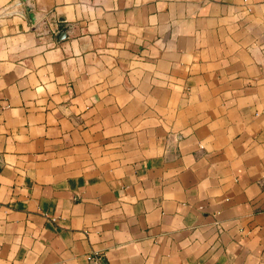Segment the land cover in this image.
<instances>
[{
  "label": "crops",
  "instance_id": "obj_1",
  "mask_svg": "<svg viewBox=\"0 0 264 264\" xmlns=\"http://www.w3.org/2000/svg\"><path fill=\"white\" fill-rule=\"evenodd\" d=\"M90 253L264 264V0H0V264Z\"/></svg>",
  "mask_w": 264,
  "mask_h": 264
},
{
  "label": "built area",
  "instance_id": "obj_2",
  "mask_svg": "<svg viewBox=\"0 0 264 264\" xmlns=\"http://www.w3.org/2000/svg\"><path fill=\"white\" fill-rule=\"evenodd\" d=\"M87 261L90 264H97L99 262V256L96 253L87 254Z\"/></svg>",
  "mask_w": 264,
  "mask_h": 264
},
{
  "label": "water",
  "instance_id": "obj_3",
  "mask_svg": "<svg viewBox=\"0 0 264 264\" xmlns=\"http://www.w3.org/2000/svg\"><path fill=\"white\" fill-rule=\"evenodd\" d=\"M24 1H27V0H24ZM28 9H30L31 8V5L30 4H27V6H26Z\"/></svg>",
  "mask_w": 264,
  "mask_h": 264
}]
</instances>
